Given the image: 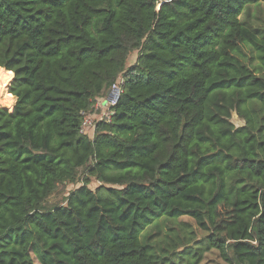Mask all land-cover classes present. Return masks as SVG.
I'll return each instance as SVG.
<instances>
[{"label": "trees", "instance_id": "16d2710c", "mask_svg": "<svg viewBox=\"0 0 264 264\" xmlns=\"http://www.w3.org/2000/svg\"><path fill=\"white\" fill-rule=\"evenodd\" d=\"M261 1L0 0V264H264V28L241 20ZM182 217L205 236L141 239Z\"/></svg>", "mask_w": 264, "mask_h": 264}, {"label": "rangeland", "instance_id": "374dc122", "mask_svg": "<svg viewBox=\"0 0 264 264\" xmlns=\"http://www.w3.org/2000/svg\"><path fill=\"white\" fill-rule=\"evenodd\" d=\"M241 20H244L246 23L254 26L264 28V0L258 5L251 6L246 13L241 15ZM138 52L132 51L128 58L126 66H131L135 63ZM95 103V102H94ZM94 105V104H93ZM92 105V106H93ZM102 111H99L94 118L95 120L100 116ZM230 121L235 127H240L244 125V120L240 118L235 111H232ZM94 131H87L85 134L90 138L93 137ZM84 169H78L75 174V178L71 182L59 183L56 190L51 193L45 200L44 207L53 208L54 206L61 205L64 203L65 197L81 185L82 179L85 176ZM99 184L94 178L90 179L88 187L94 189ZM184 223V224H182ZM171 228V230H170ZM187 231L194 232V240H200L205 236V233L199 230L194 223V221L188 217H182L177 220H165L161 219L155 224L148 227L141 235L142 240H147L153 244L156 248L164 245L169 241L168 234L173 235H187ZM183 234V235H182ZM188 236V235H187ZM192 245V244H191ZM180 250V249H179ZM34 264H39L38 260L32 255ZM177 256H174L176 261ZM160 261V258H159ZM168 260H166L167 262ZM184 264V262L182 263ZM198 264H227L220 257L216 250L211 249L204 253L200 262Z\"/></svg>", "mask_w": 264, "mask_h": 264}, {"label": "built area", "instance_id": "2783aa9c", "mask_svg": "<svg viewBox=\"0 0 264 264\" xmlns=\"http://www.w3.org/2000/svg\"><path fill=\"white\" fill-rule=\"evenodd\" d=\"M122 79L118 78L105 94L95 100L91 107V112H83L82 123L80 131L85 134L87 131H93L95 124L99 121H108L112 114L111 108L116 104L121 91ZM102 111L100 116L95 120L97 113Z\"/></svg>", "mask_w": 264, "mask_h": 264}]
</instances>
